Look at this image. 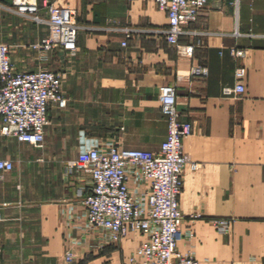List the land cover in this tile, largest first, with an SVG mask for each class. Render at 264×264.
Returning a JSON list of instances; mask_svg holds the SVG:
<instances>
[{
	"label": "crops",
	"instance_id": "0c3cea01",
	"mask_svg": "<svg viewBox=\"0 0 264 264\" xmlns=\"http://www.w3.org/2000/svg\"><path fill=\"white\" fill-rule=\"evenodd\" d=\"M54 1L73 9L79 25L77 51L58 53L56 66L67 105L49 110L40 147L0 134V160L14 164L0 182V264H65L69 234L79 240L73 264H130L144 237L101 246L87 235L81 201L90 177L68 165L107 142L159 154L167 136L159 99L165 85L176 87L180 122L192 124L183 149L199 164L183 175L179 251L200 264H264V0H209L187 26L192 35L180 39L195 46L192 58L167 43V14L153 0ZM11 15L0 20V42L12 47L17 70L47 67L49 56L43 62L28 46L45 39L48 27ZM233 48L244 58H234ZM196 65L209 70L206 79L189 76ZM239 67L247 72L245 92L224 96ZM195 214L202 217L191 222ZM213 220L233 223L221 234Z\"/></svg>",
	"mask_w": 264,
	"mask_h": 264
},
{
	"label": "built area",
	"instance_id": "2783aa9c",
	"mask_svg": "<svg viewBox=\"0 0 264 264\" xmlns=\"http://www.w3.org/2000/svg\"><path fill=\"white\" fill-rule=\"evenodd\" d=\"M153 1L167 14V43L177 47L180 55L192 58L195 46H182L180 39L192 35L187 26L207 8L209 0ZM2 8L23 20L48 27L45 39L28 46L41 61H46L51 53L70 55L77 51L79 25L73 9L59 6L54 0H12L10 7ZM12 53L10 45L0 42V134L40 147L45 142V129L50 125L49 110L64 109L67 105L63 74L43 68L18 71L12 62ZM230 54L242 59L245 52L233 48ZM246 73L244 67L237 68L234 73L237 83L224 88L223 95H242ZM189 76L206 79L209 70L196 65ZM159 99L167 122V136L159 154L123 149L107 142L79 152L77 159L69 163L68 171L83 172L90 177L91 192L81 201L83 231L101 246L119 244L129 231L140 232L144 240L130 258V264H200L191 252L181 253L178 249L183 235L184 216L180 209L183 175L188 166L193 171L199 168L183 149V140L192 136L193 127L179 120L174 85L160 87ZM13 169V162L0 160V182ZM201 217L195 214L189 219L194 222ZM3 220L0 213V222ZM212 223L221 234H226L233 221L213 220ZM186 237L192 239L193 232ZM65 242L64 263L73 264L75 255L71 246L79 240L69 234Z\"/></svg>",
	"mask_w": 264,
	"mask_h": 264
},
{
	"label": "rangeland",
	"instance_id": "374dc122",
	"mask_svg": "<svg viewBox=\"0 0 264 264\" xmlns=\"http://www.w3.org/2000/svg\"><path fill=\"white\" fill-rule=\"evenodd\" d=\"M10 13L13 14L12 12H10L7 9L2 8L0 6V20H2V21L5 20L6 21V20L11 19L12 15ZM0 35H3V33L0 32ZM51 54L48 55L49 56V58H48L49 60L47 62V67H45V68L42 67V68L43 69H48V70L56 71L57 70L56 69V66H57V63L59 61V55H58V53H51ZM132 234L133 235H136V236H141V233L140 232H131V231H129L128 237L131 236Z\"/></svg>",
	"mask_w": 264,
	"mask_h": 264
}]
</instances>
